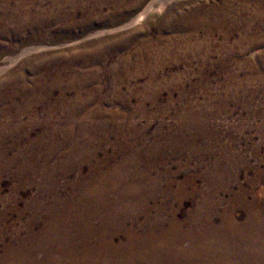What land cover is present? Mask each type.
<instances>
[{
	"label": "rangeland",
	"instance_id": "374dc122",
	"mask_svg": "<svg viewBox=\"0 0 264 264\" xmlns=\"http://www.w3.org/2000/svg\"><path fill=\"white\" fill-rule=\"evenodd\" d=\"M152 1L0 0V254L100 165L158 186L139 234L189 222L210 183L217 224L264 201V0H171L131 25Z\"/></svg>",
	"mask_w": 264,
	"mask_h": 264
},
{
	"label": "bare ground",
	"instance_id": "6f19581e",
	"mask_svg": "<svg viewBox=\"0 0 264 264\" xmlns=\"http://www.w3.org/2000/svg\"><path fill=\"white\" fill-rule=\"evenodd\" d=\"M170 1L153 0L131 25L143 22L158 9H164ZM52 146L55 150V142ZM105 160L101 162L106 163ZM126 162L101 175L96 173L102 169V165L95 167L91 171L93 175L84 178L85 186L78 188L80 191L76 198L60 203L59 207L51 210L40 232L33 230L37 225L34 219L27 237L19 240L18 247H5L4 253L0 254V264H264V201L255 199L248 202V193H244L232 202L236 206L235 203L241 201L245 223H237L230 212L221 215L222 219L217 224L213 218L218 215L217 204L212 202L217 187L213 183H208L204 200L189 222L183 224L174 219L158 232L159 223H164L159 216L142 234L133 227H127V222L135 213L151 218L152 208L149 204L154 201L159 188L155 182H151V187L149 184L144 188L145 176L140 183L132 171L137 170L135 161ZM27 170L24 169L25 176H31L32 173L28 174ZM43 190L47 192L52 189L46 187ZM165 193L179 202L186 196L184 191L175 193L166 189ZM111 195L116 198L111 199ZM119 234L123 238L117 241Z\"/></svg>",
	"mask_w": 264,
	"mask_h": 264
}]
</instances>
